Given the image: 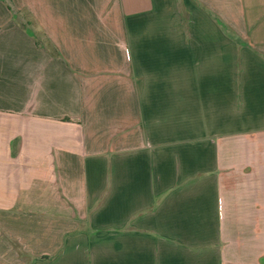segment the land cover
I'll list each match as a JSON object with an SVG mask.
<instances>
[{"label": "crops", "instance_id": "obj_1", "mask_svg": "<svg viewBox=\"0 0 264 264\" xmlns=\"http://www.w3.org/2000/svg\"><path fill=\"white\" fill-rule=\"evenodd\" d=\"M0 264H264V0H0Z\"/></svg>", "mask_w": 264, "mask_h": 264}]
</instances>
